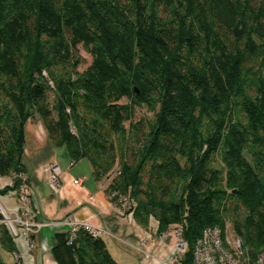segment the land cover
I'll list each match as a JSON object with an SVG mask.
<instances>
[{
	"label": "trees",
	"instance_id": "trees-1",
	"mask_svg": "<svg viewBox=\"0 0 264 264\" xmlns=\"http://www.w3.org/2000/svg\"><path fill=\"white\" fill-rule=\"evenodd\" d=\"M33 118L138 224L179 226L181 264L226 224L264 252V0H0V195L26 177ZM52 240L57 264H116L83 227Z\"/></svg>",
	"mask_w": 264,
	"mask_h": 264
},
{
	"label": "crops",
	"instance_id": "crops-1",
	"mask_svg": "<svg viewBox=\"0 0 264 264\" xmlns=\"http://www.w3.org/2000/svg\"><path fill=\"white\" fill-rule=\"evenodd\" d=\"M57 148L39 119L27 121L22 163L31 193L29 208L41 226L29 241L23 237L14 240L20 264H57L51 255L53 234L69 231L72 223L94 228L116 264H181L173 229L159 233L153 219L146 227L138 224L112 202L105 192L106 182L92 178L89 164L76 169L77 162L72 164L67 153L60 155ZM54 168L57 182L53 185L50 177ZM9 184L8 177H0V189ZM0 204L9 210L21 206L15 191L0 195Z\"/></svg>",
	"mask_w": 264,
	"mask_h": 264
},
{
	"label": "built area",
	"instance_id": "built-area-1",
	"mask_svg": "<svg viewBox=\"0 0 264 264\" xmlns=\"http://www.w3.org/2000/svg\"><path fill=\"white\" fill-rule=\"evenodd\" d=\"M22 178L24 181L20 184L18 191H15L21 206L16 210H9L0 204V226L3 225L6 228L13 242L19 237L29 241L30 235L35 233L41 226L40 223L35 221L34 212L29 208L31 202L30 187L25 181L26 177L22 176ZM78 181L75 180L74 183ZM50 182L53 185L57 182L56 168L53 169ZM124 205H126V202L122 204L121 209ZM80 227L98 234L94 228L86 223H72L69 236L72 237ZM173 231L178 238L176 250L183 255L186 251V243L180 237L181 228L176 226ZM13 255L16 263L20 264V256L16 252ZM191 264H264V252L259 253L255 259L251 260L242 240L235 236L229 228V224H226L223 232L218 227H209L203 230L201 237L193 246Z\"/></svg>",
	"mask_w": 264,
	"mask_h": 264
},
{
	"label": "rangeland",
	"instance_id": "rangeland-1",
	"mask_svg": "<svg viewBox=\"0 0 264 264\" xmlns=\"http://www.w3.org/2000/svg\"><path fill=\"white\" fill-rule=\"evenodd\" d=\"M75 53H76L75 56H78L80 60V64L77 67V69L79 71H82L89 65L91 58L81 46L77 47V51H75ZM49 101L50 102L52 101L51 93H49ZM151 117H152V113L146 107L136 108L135 115H134L135 121L141 120L142 118L150 119ZM125 126L128 127V122L125 123ZM57 152L60 155L66 154V150L63 146L58 147ZM82 164L86 167V164H89V163L87 160L81 159L74 165V168L76 169L80 168ZM0 258L5 264H14L12 254L8 252L7 250L3 249L1 246H0Z\"/></svg>",
	"mask_w": 264,
	"mask_h": 264
}]
</instances>
